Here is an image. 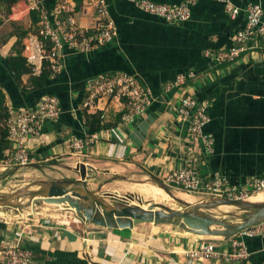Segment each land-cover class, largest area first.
<instances>
[{"label": "crops", "instance_id": "1", "mask_svg": "<svg viewBox=\"0 0 264 264\" xmlns=\"http://www.w3.org/2000/svg\"><path fill=\"white\" fill-rule=\"evenodd\" d=\"M63 1L74 9L73 0H57L55 5ZM151 1L175 4L182 0ZM227 1L240 10L234 20L225 12L223 2L198 0L187 22L171 25L126 0H106L117 36L110 44L89 53L63 49L62 67L49 87L63 97L65 110L57 129L42 131L41 137L28 142L27 151L32 159L28 166L65 163L73 176L60 178L77 179L75 169L82 163L96 175L97 183L90 185V190L114 177L119 179L105 184L102 192L118 195H122L116 189L118 182H131L135 178L149 184H154L152 179L164 182L189 157L201 155L199 143L180 124L176 111L180 97L190 92L200 102L209 103V121L204 131L214 139V152L205 162H199L202 176L218 173L231 186H242L260 176L264 172V46L256 38L247 44L240 59L222 65H215L208 52L229 47L231 35L244 25L246 6L253 3L264 9V0ZM37 3L26 0L30 9L37 8ZM40 4L44 13L53 18L55 5L51 8L49 0H40ZM11 10L12 16L6 20L0 12V27L6 23L14 27L7 41L0 44V66L12 52L16 38L10 34L17 30L15 26L20 24L17 21L23 15L25 25L34 29L20 28L29 30V38L23 40L30 45L23 44V56L30 59L34 74H38L41 60L35 47L38 41L35 32L39 31V23L34 28L29 15L19 6ZM70 15L81 30L91 31L98 15L95 0H84ZM114 72L136 77L150 91L153 103L131 120H124L127 114L124 99L104 103L97 111L88 113L100 112L102 124L108 127L91 133L82 108L84 83L94 76ZM188 72L195 77L187 87L164 91L177 75ZM28 78L22 77L24 89L3 87L10 109L31 107L37 93L26 87ZM86 136H93V142L80 153L73 152L69 141ZM44 205L39 207L43 210L40 216L28 220L32 214H27L22 224L17 223V236L37 244L45 252L43 264H264V236L239 238L247 255L235 258L231 254L236 236L209 238L174 226L153 224L108 229L85 222L61 205L55 208ZM4 225L7 228L9 224ZM4 231L0 230L1 237ZM14 240L2 238L1 243ZM206 241L216 246L220 256L205 260L192 257L190 254Z\"/></svg>", "mask_w": 264, "mask_h": 264}, {"label": "built area", "instance_id": "2", "mask_svg": "<svg viewBox=\"0 0 264 264\" xmlns=\"http://www.w3.org/2000/svg\"><path fill=\"white\" fill-rule=\"evenodd\" d=\"M134 4L139 10L152 15L163 22L177 25L187 22L191 16V9L198 0H182L179 3L153 2L151 0H126ZM225 5V12L234 20L240 10L234 8L227 0H219ZM68 4H56L53 18L43 13L39 22L36 49L40 60L47 59L51 63L52 78L59 73L61 56L64 48L74 49L77 53H89L94 49L110 44L117 36L114 21L111 19L106 0H95L97 19L91 31L79 28L72 16L61 18V12L68 8ZM244 25L236 30L230 37V46L219 51H209L208 57L215 65L232 63L240 59L247 50V44L259 39L264 46V9L259 4H248L245 8ZM51 44L46 52L45 43ZM28 62L32 64L30 59ZM34 70V69H33ZM195 77L192 72L179 74L166 84L164 91L170 92L173 88L187 87L189 81ZM113 99L126 101L127 114L124 120L142 115L153 103L148 88L143 87L136 77L123 72L105 73L87 79L83 88L82 108L86 112H94L99 107ZM208 102H200L192 93L186 92L179 99L176 111L180 124L186 132L196 140L201 147L199 158L189 157L185 165L170 172L164 184L180 192L189 194L199 200L209 198H225L228 200H248L251 196L264 192V172L242 186H231L226 179L218 173L202 176L199 162H205L214 152V139L204 131L209 121ZM11 118L7 121L8 138L11 146L6 159L1 163L7 166H28L32 159L27 151L28 142L42 135L46 123H55L62 114L60 102L57 97L46 95L30 108L13 111L9 108ZM93 136L72 138L69 147L73 152L80 153L93 142ZM8 225V224H7ZM264 236V223L245 229L238 233L232 242L234 248L231 257H246V248L238 240L243 237ZM22 236L14 241L2 242L0 247V264H40L35 255L22 247ZM216 246L211 241L202 243L190 255L200 260L218 258Z\"/></svg>", "mask_w": 264, "mask_h": 264}, {"label": "water", "instance_id": "3", "mask_svg": "<svg viewBox=\"0 0 264 264\" xmlns=\"http://www.w3.org/2000/svg\"><path fill=\"white\" fill-rule=\"evenodd\" d=\"M75 171L77 179L35 181L11 193H0V209L26 211L42 201L44 204L61 205L85 222L108 229H133L142 224L170 225L193 235L220 238L234 237L245 229L264 223V201L209 198L189 203L177 198L163 182L152 179V183L179 207L176 209L158 203L144 206L141 201L134 204L138 197L132 193L118 195L116 192H102L105 184L119 178H110L90 190L89 186L97 183L94 170L81 163ZM225 206L244 213V217L233 223L209 213Z\"/></svg>", "mask_w": 264, "mask_h": 264}, {"label": "trees", "instance_id": "4", "mask_svg": "<svg viewBox=\"0 0 264 264\" xmlns=\"http://www.w3.org/2000/svg\"><path fill=\"white\" fill-rule=\"evenodd\" d=\"M37 8L30 9L29 5L26 4L24 0H0V6L4 7L7 13V17L12 16V7L19 6L20 10L26 12L29 15L31 24L34 28H37L38 23L41 21V15L44 13L40 0H37ZM51 2V8L55 5L57 0H49ZM84 0H73L75 7L74 9L67 8L61 12V18L65 19L74 11H77ZM39 29V28H37ZM29 30H15L11 32L10 37H15L16 40L11 47L12 52L7 56L6 60L1 62L0 66V164L6 159L7 152L10 149L11 143L8 138L7 121L11 118L9 107L6 105V93L3 87L8 89H24L25 86L22 82V77L28 75V81L26 87H28L33 92L37 94L33 98V107L39 99L43 96L50 95L58 98L62 112L65 110V102L61 95H58L56 91L49 87L52 80V70L51 63L49 60L44 59L41 62L40 72L34 74V66L30 64L26 57L23 56L24 45L23 39L27 37ZM42 41V38L35 32V35ZM45 43L46 52L51 49V44L49 42ZM3 78V79H2ZM4 82H8L9 85H3ZM84 88V86H83ZM83 94V90H82ZM15 108V107H13ZM13 110V109H11ZM16 111V110H13ZM63 114V113H62ZM61 116L59 120L55 123H46L42 131H52L58 128L61 121ZM86 125L91 133H97L102 129L107 128L106 124H102V114L100 112L88 113L84 112ZM6 226L0 223V230H5ZM2 243L0 241V247ZM22 247L30 250L36 257L40 264L44 263L45 252L40 250L37 244H30L27 241H23Z\"/></svg>", "mask_w": 264, "mask_h": 264}, {"label": "rangeland", "instance_id": "5", "mask_svg": "<svg viewBox=\"0 0 264 264\" xmlns=\"http://www.w3.org/2000/svg\"><path fill=\"white\" fill-rule=\"evenodd\" d=\"M26 2V0H24ZM28 5V4H27ZM0 12L4 19H7V13L4 7H0ZM26 14V13H25ZM20 20L17 21V23H20L18 26H15L17 30L27 28L30 30H33V28L28 27L24 23V16H19ZM0 24H2V21H0ZM14 29L13 25L11 23H6L0 27V44L4 42V40L7 41L9 32ZM36 31V30H35ZM29 36L27 37V39ZM26 39V38H25ZM24 45H30L28 42H24ZM24 52V51H23ZM27 54V53H26ZM29 55V53H28ZM69 166L65 163H60L57 161H54L53 163H39V165L36 166H25V167H20V166H15V165H10L7 166L5 164H0V193H11L19 188H23L25 186H28L30 183L35 182V181H48L53 178L59 179L60 177L64 176H73V174L68 171ZM76 177V176H75ZM135 183V184H134ZM148 185V186H147ZM154 184H149L146 182H141L137 180L136 178L133 179L131 182H118L116 184V189H119V191L122 192V195L126 193H132L138 198L136 201H134V204H137L139 201L142 202L144 206H149L152 203H158V204H163L172 208H178V204L174 202L172 198H170L168 195V201H162L160 195L155 194V192L150 191L149 193L145 194V192H142L143 187H148V188H154ZM157 187V186H156ZM174 193H178L180 191L175 190L173 188H170ZM264 195V194H262ZM261 196V195H260ZM198 198H195V201H198ZM49 205V204H48ZM173 205V206H172ZM47 206V205H46ZM58 206V204H50L49 207L55 208ZM45 207L44 203L42 201H38L36 203L37 210L43 212L42 209L40 208ZM52 211V210H49ZM39 215H28L25 214V216H16L11 218L10 220L0 218V223H5L9 224L8 227L5 229V231L2 233V238L4 240H14L18 233L19 230L17 227H19L18 222H21L25 218L23 217H28V220H31L32 216H40ZM207 212V211H206ZM209 213L218 216L220 219H225L230 222H238L244 217V213L239 212L235 208L232 207H221L218 209H214L209 211ZM1 234V233H0Z\"/></svg>", "mask_w": 264, "mask_h": 264}, {"label": "bare ground", "instance_id": "6", "mask_svg": "<svg viewBox=\"0 0 264 264\" xmlns=\"http://www.w3.org/2000/svg\"><path fill=\"white\" fill-rule=\"evenodd\" d=\"M150 191H153V192H155V194L160 195V197H162L161 198L162 201H168L167 194L162 189H160L159 187L154 186L153 189L148 188V187L142 188V192H145V194L149 193ZM174 194L177 198H180L186 202H189V203L196 202L195 198L192 195L182 193V192H178V193H174ZM262 194H264V192H259V193L255 194L254 196L250 197L248 199V201H251V202L264 201V195H262ZM225 207H228V206H225ZM39 212H41V211L37 210V208H28L26 211H20V210L16 211V210L10 209V208H8V209L2 208V209H0V218L10 220L11 218L16 217V216H25V214L38 215ZM209 238H218V237H212V236L210 237L209 236Z\"/></svg>", "mask_w": 264, "mask_h": 264}]
</instances>
